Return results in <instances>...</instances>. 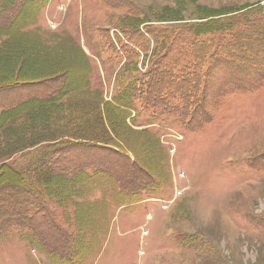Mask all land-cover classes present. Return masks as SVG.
<instances>
[{"label": "rangeland", "instance_id": "374dc122", "mask_svg": "<svg viewBox=\"0 0 264 264\" xmlns=\"http://www.w3.org/2000/svg\"><path fill=\"white\" fill-rule=\"evenodd\" d=\"M11 1L0 0V6ZM117 1L122 5L49 0L21 30L29 45L18 51L12 40L0 37V83L45 80L55 73L53 68L70 78L68 60L59 66L54 53L72 58L80 47L89 59V92L109 100L122 62L105 45L102 30L118 32L128 5L153 20L163 8L176 7L171 0ZM186 2L187 19L195 14L230 17L246 6L264 7V0ZM91 92L12 122L0 133V165L23 172L37 162L43 142L75 136L78 117L98 102ZM24 94L0 91V108L10 102L8 96ZM222 104L212 124L195 133L182 130L171 117L134 107L131 126L151 130L162 148L160 183L153 195L118 203L110 188L89 172L93 180L66 208L49 201L69 233L83 230L88 253L80 264H264V84L255 93H233ZM106 135L122 138L117 132ZM79 205L85 207L80 221ZM28 234L13 229L0 238V264H54L27 241Z\"/></svg>", "mask_w": 264, "mask_h": 264}, {"label": "trees", "instance_id": "16d2710c", "mask_svg": "<svg viewBox=\"0 0 264 264\" xmlns=\"http://www.w3.org/2000/svg\"><path fill=\"white\" fill-rule=\"evenodd\" d=\"M48 1L4 2L0 6V19L4 15L0 37L12 40L10 45L18 51L29 45L21 30ZM171 1L176 7L163 8L154 20L134 6H125L128 15L116 27L118 32L102 30L105 45L122 62L121 71L109 100L90 91L98 102L78 117L75 136L43 142L37 162L23 172L7 163L0 165V238L13 229L28 231L27 241L50 262L82 263L88 253L83 230L80 227L76 234L69 233L58 222L49 201L55 199L59 207L66 208L93 180L89 172L110 188L118 203L137 202L157 191L161 144L151 130L131 126L134 107L171 117L182 130L195 133L212 124L227 96L262 88L264 7L246 6L230 17L195 14L189 20L184 14L187 0ZM102 2L122 5L117 0ZM75 48L76 57L72 58L54 53L59 66L68 60L70 78L53 68L55 73L45 80L0 83L1 92H25L8 96L10 102L0 108V133L24 115L46 113L76 95L90 93L89 59L80 47ZM114 132L122 138L107 137ZM82 209L85 207L79 205L76 211L78 221ZM86 210H91L89 205Z\"/></svg>", "mask_w": 264, "mask_h": 264}]
</instances>
